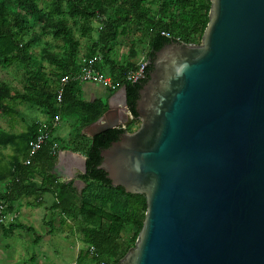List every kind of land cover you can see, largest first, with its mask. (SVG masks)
<instances>
[{"label":"water","instance_id":"water-1","mask_svg":"<svg viewBox=\"0 0 264 264\" xmlns=\"http://www.w3.org/2000/svg\"><path fill=\"white\" fill-rule=\"evenodd\" d=\"M152 64L136 101L140 126L98 165L147 201L118 264H264V0H211L201 43L173 40ZM135 119L122 86L89 134ZM64 160L67 181L87 173L80 152H59Z\"/></svg>","mask_w":264,"mask_h":264},{"label":"trees","instance_id":"trees-1","mask_svg":"<svg viewBox=\"0 0 264 264\" xmlns=\"http://www.w3.org/2000/svg\"><path fill=\"white\" fill-rule=\"evenodd\" d=\"M8 1L0 0V65L2 67L11 66L14 63L29 66L31 42H24V38L15 30L18 28L25 33L24 25L29 18L41 21L45 18L56 19V27L65 41L66 55L63 58H53L60 70L56 73V83L49 82V75L38 74L39 69H36L28 77L31 83V94L15 93L13 95L8 86L1 85L0 111L15 114L6 102L8 95L21 102L28 101L32 108L43 109L45 119L48 120L58 114L61 116V113L76 109L80 113L79 122H77L78 130L97 121L108 109V103L103 99L93 101L80 99V82L68 83L63 90L62 102L58 101L59 78L78 71L83 58L78 57L80 41L74 37L66 24L67 15L75 19L80 17L83 35H88L92 32L90 26L92 17L98 14L107 15L108 11L112 10L114 15L107 16V19L103 21L104 26L98 31L97 43L85 58L101 55V60L97 62L96 67L110 74L117 82L118 89L122 86L127 87L128 106L137 120L136 101L140 89L147 83L153 70L152 60L155 52L173 40L186 43H196V40L200 42L209 22L211 9V0H163L155 14L146 5L147 0H42L44 5L42 8L39 4L40 0H14L11 7L17 11V14L10 22L5 19L9 13L1 11V6L4 4L5 9ZM119 1L120 4L115 6ZM137 31L143 32L148 37L151 49L150 62L145 69V78L137 83H131L123 80V74L135 68L136 64L113 63L107 70L105 64L109 58L104 51H110L111 44L117 43L120 35L128 40L131 48H134L136 40L132 35ZM98 49H101L104 55ZM135 120L126 129H108L91 137L84 147L74 148L76 151H83L87 157V173L80 175L86 185L80 192L74 186L73 180L60 182L52 173L57 153H53L54 141L50 138L28 164L16 158L12 170L6 174L0 172V183L9 177L12 179L5 192L0 190V199L8 202V209L12 210L14 203L21 196L44 192L54 193L56 196L54 207L79 222L83 241L91 245L97 254L94 255L97 264L101 262L118 264L122 258H116L121 245V232L128 225L134 228L131 248L134 247L146 216L147 201L143 194L128 193L122 187L113 186L105 171L99 169L98 165L102 160L101 151L111 142L118 140L125 131L132 132ZM39 128L40 122H34L27 132L20 134L24 143L23 149L27 150L29 141L36 135ZM16 138L14 134L4 133L0 135V144L13 143ZM68 143L61 145L60 148H69ZM36 177L41 179L39 188L32 183ZM16 228L32 230L24 224H10L6 231Z\"/></svg>","mask_w":264,"mask_h":264},{"label":"rangeland","instance_id":"rangeland-1","mask_svg":"<svg viewBox=\"0 0 264 264\" xmlns=\"http://www.w3.org/2000/svg\"><path fill=\"white\" fill-rule=\"evenodd\" d=\"M163 0H147L146 5L152 10V13H157L159 6ZM14 3V0H9L5 4L1 6L2 12H8L9 15L5 16V19L12 22L13 18L16 16L17 11H14L11 7V4ZM40 7L42 8L43 1H39ZM120 1L115 4L118 6ZM114 13L112 10L108 11L107 15H103V19H107V16H112ZM91 19L90 26L92 27V32L88 35H83V29L81 25V19L71 18L69 15L66 16V24L70 27L74 37L80 41L79 45V58H85L90 51L93 49V46L97 43L98 39V31L101 30L104 26V22H99L96 15ZM57 20L56 19H48L45 18L41 20H33L31 18L25 23V33H22L20 29L15 28V30L21 34L24 38V42H31L30 53L31 57H29V66H25L21 63H14L8 67H2L0 65V86L5 84L11 89L13 95L17 94H31L30 90V82L28 77L32 73L33 70L39 69V73L44 75H49L50 81L55 82L57 80L56 73H59V65L53 61V58H63L65 53V41L62 37V34L58 31L56 27ZM132 37L136 40L134 48H131L128 44V40L124 38V36L120 35L117 43L111 44L112 48L110 51L105 52V55L108 56L109 60L105 64V68L107 70L110 69V65L115 64H133L136 65L142 61L149 60L150 46L148 44V37L143 32L137 31ZM196 40V43L200 44ZM101 51V49H98ZM102 52V51H101ZM103 53V52H102ZM104 55V53H103ZM135 65V66H136ZM99 89L104 90V88L99 85ZM1 93V91H0ZM100 97L106 99V94L100 95ZM6 102L9 105L10 110L15 111V114L2 112L0 111V135L2 134H14L17 136L16 141L13 143L0 144V172L8 173L12 170L14 166V161L16 158H19L20 154L24 153L21 133H25L29 130L34 122H36V118L41 116L43 109H39L37 107H30L28 101H18L13 99L10 95L6 97ZM32 102V100H31ZM37 109L40 112H37ZM12 114V115H11ZM44 116L45 112H44ZM62 117V116H61ZM60 117V118H61ZM140 120H135L132 125V128L136 130L140 126ZM73 126L72 120L68 116H63L60 123L59 128L57 130L58 134L62 135L69 134V137L64 141H60L61 145L69 144L70 148H66L65 150L71 151V149L76 148V146L84 147L86 143L89 142L91 136L89 134V130L86 128L79 129L80 133H78V124ZM78 134H82V136H78ZM52 136V135H51ZM65 136V135H63ZM65 137H63L64 139ZM67 141V142H66ZM57 145V143H54ZM53 144V145H54ZM59 146L57 145V148ZM66 179V178H65ZM79 179H81L79 177ZM12 179L7 178L0 183L1 192H5L8 185L11 183ZM74 183L76 182L73 180ZM81 182L84 181L81 179ZM80 181L74 184L77 188L78 192H80L86 185L84 182V187L81 188ZM33 184L37 186H41V180L38 177L34 178L32 181ZM81 183V184H80ZM34 194L26 195V198L29 200H33ZM1 200V199H0ZM15 205H13L14 210ZM17 209V208H15ZM11 210V211H12ZM15 211V210H14ZM17 217L16 221L18 223H9V220H6L4 223L0 222V249H10L11 259L19 258L21 264H33L34 262H38L36 259L39 257L37 254L35 258L32 257V253L35 252V244L39 240H29L27 239L31 234V231L24 230L22 228H16L12 231H6L10 224H22L20 219ZM49 227V225H47ZM69 226V227H68ZM81 226L79 222L75 221L69 216L65 215V241L60 239L61 233L58 232L57 235L52 238L56 240H52L49 242L53 246L56 245L57 251L61 255V260L65 262V264H72L74 261V254H76V250H81L82 252H88L91 257H95L91 248H93L89 244L81 243L79 246V242H77L76 238L79 240L83 239V234L80 230ZM39 230V229H38ZM30 233V234H29ZM135 230L132 226H126L121 232V240H120V248L117 251L116 258L123 257L132 246V240L134 237ZM60 235V236H58ZM31 236V235H30ZM17 247H20L17 249ZM15 250L16 252H12ZM95 259V258H94Z\"/></svg>","mask_w":264,"mask_h":264},{"label":"crops","instance_id":"crops-1","mask_svg":"<svg viewBox=\"0 0 264 264\" xmlns=\"http://www.w3.org/2000/svg\"><path fill=\"white\" fill-rule=\"evenodd\" d=\"M99 85L98 83H93V82H83L80 83L79 85V98L83 99L85 101H93L96 99H103L106 100L108 103V99L113 97V94L115 92H117V90H111L109 88H106L104 86H102L104 88V90L99 89ZM106 94V99L100 97V95ZM113 103H115V101H113ZM37 112H40L37 109ZM41 116L36 118V122H40L43 119H45L44 116V111L40 112ZM68 116L71 120H72V124L74 127H76L75 125H77L78 118L80 113L78 112V110H74L68 113H61V116ZM61 117V119H62ZM108 118H112L113 120L115 119H119V115L117 113H112L109 115ZM87 127V128H86ZM85 128L87 130H90V126H86ZM59 128V125L54 129L51 139L54 141V143H57L58 147V152H57V159L56 162L54 164V167L52 169V173L56 175L57 179L60 182H65L67 181V179H65V171L67 170L66 168V164H65V160L62 163H58V158H59V152L61 151H65V148H60L61 146V142L60 141H64L65 143V139L69 137V134H58L57 130ZM84 128V129H85ZM65 135V136H63ZM63 137H65L63 139ZM53 143V144H54ZM65 145V144H64ZM76 147H81V146H76ZM70 148V147H69ZM25 151L24 153H22V155L20 154L19 156V161H22L23 158L25 157L26 154V148H24ZM71 151H73L74 153H78L80 152L83 156H85V154L83 153V151L81 150H75V149H71ZM56 164H58V168H56ZM76 173H78L76 170L74 171ZM38 179H40L38 177ZM41 180V179H40ZM81 182V179L76 180V182L74 183L76 185V183ZM82 183V182H81ZM80 183V184H81ZM84 182L81 185L82 189L84 187ZM39 188V186H37ZM56 201V196L54 193L52 192H44V193H38V194H34L33 195V200H29L26 198V195L21 196L17 199V201L14 203L15 205V212L18 213V219H20V222L28 227H31V236L29 235V237L27 239L29 240H39L37 241L35 244V252H33L31 255L33 258L36 257V255L38 254L39 257H37L38 259H36L38 262H34L33 264H65V262H63L61 260V255L60 253L57 251V247L56 245H52L49 242H52V240H56L54 238H52L53 236H55V234L57 235L58 232L61 233L60 239L65 241V213L61 212L60 209L55 208L54 207V203ZM13 210V211H14ZM15 223H18L17 221ZM20 224V223H19ZM49 225V227L47 226ZM69 227V226H68ZM39 229V230H38ZM77 242H79V246L81 245V243L86 244L83 239L79 238L77 239ZM20 247H17V249H19ZM13 253L16 252L15 250L12 251ZM11 254V250L10 249H4L1 248L0 249V264H21L19 258L17 259H11L9 258ZM72 264H97V261L91 257L88 252H82L81 250H76V254H74V261Z\"/></svg>","mask_w":264,"mask_h":264},{"label":"built area","instance_id":"built-area-1","mask_svg":"<svg viewBox=\"0 0 264 264\" xmlns=\"http://www.w3.org/2000/svg\"><path fill=\"white\" fill-rule=\"evenodd\" d=\"M99 22H103V15L98 14L97 16ZM168 35V34H166ZM101 60V55H95L91 58H82L80 63V68L78 71L63 75L58 80L57 95L58 101L62 102V95L65 86L70 82H93L101 84L102 86L109 88L111 90H117L118 85L114 78L110 75L98 69L96 67L97 62ZM149 61H142L136 65L135 68L127 70L123 74V80H126L131 83H137L140 80L145 78V69ZM119 90V89H118ZM61 116L58 114L51 119H43L40 121V128L36 135L29 141L27 152L22 162L28 164L32 157H34L42 145L51 138V135L54 129L59 125L61 121ZM126 129L127 127H121ZM54 154L58 152L57 145H53ZM8 202L4 199L0 200V222L4 223L6 220H9V223L16 222L18 213L8 209ZM93 255H97L94 248H91ZM100 264H106L101 262Z\"/></svg>","mask_w":264,"mask_h":264}]
</instances>
